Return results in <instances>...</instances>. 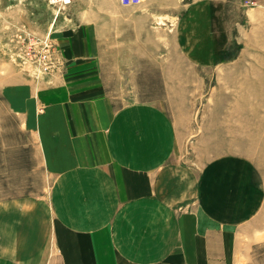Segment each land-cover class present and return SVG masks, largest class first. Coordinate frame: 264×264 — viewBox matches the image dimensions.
Wrapping results in <instances>:
<instances>
[{"label": "rangeland", "instance_id": "obj_1", "mask_svg": "<svg viewBox=\"0 0 264 264\" xmlns=\"http://www.w3.org/2000/svg\"><path fill=\"white\" fill-rule=\"evenodd\" d=\"M263 93L264 0H73L59 13L0 0V259L67 263L54 206L74 164L66 105L159 109L171 164L234 161L264 192ZM233 264H264V209Z\"/></svg>", "mask_w": 264, "mask_h": 264}, {"label": "crops", "instance_id": "obj_2", "mask_svg": "<svg viewBox=\"0 0 264 264\" xmlns=\"http://www.w3.org/2000/svg\"><path fill=\"white\" fill-rule=\"evenodd\" d=\"M88 104L65 106L74 164L60 170L54 206L66 262L233 264L238 231L264 209L262 186L234 161L171 164L159 109Z\"/></svg>", "mask_w": 264, "mask_h": 264}, {"label": "built area", "instance_id": "obj_3", "mask_svg": "<svg viewBox=\"0 0 264 264\" xmlns=\"http://www.w3.org/2000/svg\"><path fill=\"white\" fill-rule=\"evenodd\" d=\"M50 5L57 8V12L59 13L62 9L70 6L73 3V0H46ZM144 0H119L123 6H137L140 5ZM45 41L44 43H46ZM47 44V43H46ZM46 55L44 59H46Z\"/></svg>", "mask_w": 264, "mask_h": 264}, {"label": "bare ground", "instance_id": "obj_4", "mask_svg": "<svg viewBox=\"0 0 264 264\" xmlns=\"http://www.w3.org/2000/svg\"><path fill=\"white\" fill-rule=\"evenodd\" d=\"M257 81V80H256ZM264 94V93H263Z\"/></svg>", "mask_w": 264, "mask_h": 264}]
</instances>
